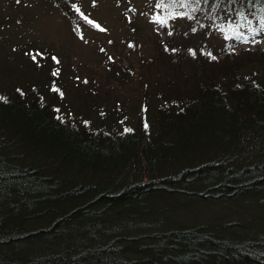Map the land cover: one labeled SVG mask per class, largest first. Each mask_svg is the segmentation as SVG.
<instances>
[{
  "label": "trees",
  "instance_id": "16d2710c",
  "mask_svg": "<svg viewBox=\"0 0 264 264\" xmlns=\"http://www.w3.org/2000/svg\"><path fill=\"white\" fill-rule=\"evenodd\" d=\"M159 2L167 29L185 22L186 50L152 43L144 63L163 68L136 118L122 101L68 112L55 71L0 89V264H264V234L124 230L150 225L160 196L264 201V0ZM62 8L76 25L79 10Z\"/></svg>",
  "mask_w": 264,
  "mask_h": 264
},
{
  "label": "rangeland",
  "instance_id": "374dc122",
  "mask_svg": "<svg viewBox=\"0 0 264 264\" xmlns=\"http://www.w3.org/2000/svg\"><path fill=\"white\" fill-rule=\"evenodd\" d=\"M62 4L69 11L79 10L82 18L75 16L76 25ZM162 17L159 0H0V89L25 81L23 74L42 77L41 84L46 85L49 72L55 71L53 87L65 93L69 102L65 110L71 105L76 112L77 107H91L93 103L111 110L122 101V111L127 109L136 118L147 96L145 82L150 83L152 99L160 78L158 67L163 68L158 62L153 66L144 63L143 59L154 54L152 43L167 45L171 53L175 47L186 50V28L180 29L185 22L176 19L167 29ZM209 40L211 47L224 46L229 42L228 33L212 34ZM259 43L264 48V39ZM239 47L257 46H235ZM122 65L130 69L123 81L113 70ZM149 105H153L151 100ZM154 200L156 210L151 224L124 230L131 229L130 233L138 237L154 230L198 225L236 240L264 234L263 200L206 203L186 196H160ZM133 257L139 255L133 253Z\"/></svg>",
  "mask_w": 264,
  "mask_h": 264
},
{
  "label": "snow or ice",
  "instance_id": "6c2138e0",
  "mask_svg": "<svg viewBox=\"0 0 264 264\" xmlns=\"http://www.w3.org/2000/svg\"><path fill=\"white\" fill-rule=\"evenodd\" d=\"M17 3H19V0H17ZM255 31H256V30L253 31V35H255ZM237 39H244V40H247V37L243 36V34L240 33V34H237ZM252 42H253V43H256L257 41L253 40ZM193 54H195V53H193ZM209 55H211V54H209ZM33 59H35V57H33ZM54 59H55V58H54ZM110 59H111V58H110ZM212 59H216V57L212 56ZM85 82H86V81H85ZM17 91H20V90L18 89ZM57 91H58V90H57ZM60 95H63V93L61 92ZM0 100H3V101L6 102V97H0ZM85 123H87V122H85ZM145 127H147V125H145ZM125 131H131V129H125Z\"/></svg>",
  "mask_w": 264,
  "mask_h": 264
}]
</instances>
